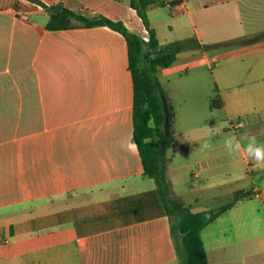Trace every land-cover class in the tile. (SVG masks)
Returning <instances> with one entry per match:
<instances>
[{
	"label": "crops",
	"instance_id": "crops-1",
	"mask_svg": "<svg viewBox=\"0 0 264 264\" xmlns=\"http://www.w3.org/2000/svg\"><path fill=\"white\" fill-rule=\"evenodd\" d=\"M41 1L121 18L131 31L146 34L136 10H126L122 0ZM168 1L179 8L188 2ZM246 10H258L262 24L247 28L252 16ZM211 11L199 14V26L211 27L210 43L239 42L212 56L222 100L216 117L232 124L225 127L228 133L236 135L240 127L242 138L254 135L264 142V0H213ZM148 13L160 46L157 22ZM174 14L173 24L180 25L179 12ZM48 19L37 2L0 0V264H143L134 243L122 262L119 244L169 218L133 137L126 39L107 25L51 30ZM255 33L257 39H244ZM175 69L159 68V80L160 73ZM168 100L174 112V140L165 152L170 184L177 154L206 134L212 148L200 170L231 175L220 200L227 202L238 190L251 192L201 230L208 264H264V168L243 152H217L209 121L188 116L177 128L174 102ZM191 164L180 161V174ZM175 250L169 244L159 264H179Z\"/></svg>",
	"mask_w": 264,
	"mask_h": 264
},
{
	"label": "rangeland",
	"instance_id": "rangeland-1",
	"mask_svg": "<svg viewBox=\"0 0 264 264\" xmlns=\"http://www.w3.org/2000/svg\"><path fill=\"white\" fill-rule=\"evenodd\" d=\"M122 2H124L126 10H129L131 7L130 0H122ZM156 2V4L146 7V13L148 10V15L157 22L158 34L161 40V45L159 47L165 52H174L177 57L172 63L176 68L174 72H170L167 75L160 73L161 84L167 95L171 96L174 102L175 111L177 113L176 126L180 128L184 118L188 116H194L191 118H197L202 123L209 121L214 127L213 144L217 145V152L225 153L222 138L226 134L232 133H228L230 130H226L225 128L232 124L228 121L218 119L216 117L218 109L210 107L212 99L215 98L217 94L220 96L215 86L212 70L215 67V62L212 61V56L215 52L231 47L239 42L232 40L230 44L221 42L212 45L210 43L213 41L210 25H208L206 29L199 26L201 25L199 14L206 13L208 16L212 15L213 0H188L187 5L180 8L171 4L172 2L168 0H156ZM204 3L207 5L203 6ZM176 11L179 12L180 25L173 24V20H176V15L174 14ZM190 11H192V14H190ZM246 12L250 13L249 17H254L253 20L251 18L250 21L245 23L247 28L262 24L261 18H263V16L261 13L257 14L258 10H246ZM83 13L91 15L88 11H83ZM137 16L140 18L138 14ZM134 18L136 19L137 17ZM140 20L141 18L138 24L142 22ZM168 23L173 24L171 29ZM249 31L253 32L254 30ZM256 35L257 33L250 34L244 37V39L255 40L259 37ZM175 38L177 40L174 42H168ZM203 42L206 44H202ZM206 58L209 62L206 61ZM184 89L187 93L186 96L181 94ZM183 98L189 99L188 104L182 103ZM235 133L238 139H241L244 134L240 127ZM206 136V134H202V136L198 135L194 142L196 146L190 148L189 151H180L170 164V167L173 166L176 169L174 174H170L173 179L171 185L172 196L183 204L190 205L191 208L196 210L215 207L222 202H226V200H220V195L225 192L228 186L227 184H229L231 180V175L225 172L226 170H218L215 174L209 175L200 170L202 165L200 161L205 156L206 151L208 152V149L201 147V145L206 143ZM238 155H240V153L234 156ZM169 159L170 158H168V161ZM183 160L192 162L188 170L189 172L186 174H180V170L178 169L179 162ZM240 169L238 173H244L245 169L242 167ZM195 170L199 171V176L194 175ZM241 173L238 180L242 179L241 176L243 174ZM173 220V218H169V221L166 223L155 225V227L150 230L141 232L139 238L136 240H123V244H119L118 246L119 250L122 249L121 261H128L127 253L134 243V247L138 248L140 263L159 264L167 258V246L171 244V246L174 245L176 249L177 261L179 263L181 254L178 253L179 250L177 251V245L173 238H170L172 234L167 227L168 223L171 226ZM261 225H263V223H261ZM166 227L167 235L164 234ZM257 227H260V223L257 224Z\"/></svg>",
	"mask_w": 264,
	"mask_h": 264
},
{
	"label": "trees",
	"instance_id": "trees-1",
	"mask_svg": "<svg viewBox=\"0 0 264 264\" xmlns=\"http://www.w3.org/2000/svg\"><path fill=\"white\" fill-rule=\"evenodd\" d=\"M30 1L46 8L49 14L46 23L48 29L107 25L123 34L133 81V137L141 157L143 172L154 178L160 201L169 218L174 219L170 229L177 251L181 254L179 264H208L201 230L229 210L238 199L249 196L251 192L235 191L227 202L198 211H191L188 205L172 196L171 184L165 173L168 161L165 152L174 140V112L157 72L161 67L170 66L177 57L174 52L157 49V33L146 13V7L156 4V0H130L131 7L141 18L145 35L129 30L121 19H113L104 14L87 15L66 8L62 3L49 6L41 0ZM221 105L222 100L217 94L210 102V107L219 108ZM154 136L157 139H153Z\"/></svg>",
	"mask_w": 264,
	"mask_h": 264
},
{
	"label": "clouds",
	"instance_id": "clouds-1",
	"mask_svg": "<svg viewBox=\"0 0 264 264\" xmlns=\"http://www.w3.org/2000/svg\"><path fill=\"white\" fill-rule=\"evenodd\" d=\"M242 139L245 140L244 143H242L241 139H238L235 134H226L222 138L224 151L229 156H234L243 152L257 167L264 168V142L260 141L254 135ZM201 147L204 149H211L212 145L206 142L201 145Z\"/></svg>",
	"mask_w": 264,
	"mask_h": 264
},
{
	"label": "built area",
	"instance_id": "built-area-1",
	"mask_svg": "<svg viewBox=\"0 0 264 264\" xmlns=\"http://www.w3.org/2000/svg\"><path fill=\"white\" fill-rule=\"evenodd\" d=\"M23 18L25 19V18H26V16H23ZM145 39H147V37H145ZM194 175H195V176H197V175H198V173H197V172H195V173H194Z\"/></svg>",
	"mask_w": 264,
	"mask_h": 264
}]
</instances>
